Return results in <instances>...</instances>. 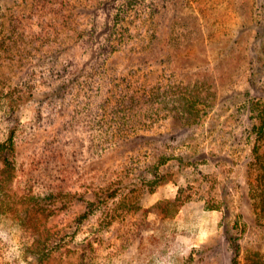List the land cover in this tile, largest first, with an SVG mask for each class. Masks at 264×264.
Returning a JSON list of instances; mask_svg holds the SVG:
<instances>
[{"label":"rangeland","instance_id":"1","mask_svg":"<svg viewBox=\"0 0 264 264\" xmlns=\"http://www.w3.org/2000/svg\"><path fill=\"white\" fill-rule=\"evenodd\" d=\"M43 1L0 0V23L13 40L0 58V90L25 88L29 78L34 89L21 110L18 162L23 169L50 157L52 172L67 178L56 231L97 205L82 232L72 224L71 252L50 264H77L86 238L97 241L86 264H231L232 241L243 264L258 262L264 219L251 195L258 174L252 104L264 103V0H159L157 15L143 22L150 3L134 11L135 29L120 53L100 72L87 71L77 95L100 85L116 97L133 89L169 97L157 103L155 95L147 123L136 116L118 135L125 140L91 160L86 128L73 122L90 120L85 110L75 116L78 108L50 93L86 64L81 35L96 25L106 0ZM130 43L141 50L131 53ZM115 196L135 213L115 205L102 213Z\"/></svg>","mask_w":264,"mask_h":264},{"label":"trees","instance_id":"2","mask_svg":"<svg viewBox=\"0 0 264 264\" xmlns=\"http://www.w3.org/2000/svg\"><path fill=\"white\" fill-rule=\"evenodd\" d=\"M45 1H43V5ZM66 1L62 0V4L65 5ZM158 1L106 0L104 11L96 12V25L84 30L81 35L87 37L84 42L79 44L88 52L86 64L75 65L77 68L75 72H70L64 77L63 82L61 81L57 88L50 93L53 99H60L67 106L78 108L79 111H75V116L84 112L83 110L87 113L85 115L90 120L76 121L73 119V122H76L75 125L80 129L86 128L84 134L87 142V159L97 158L109 147L118 145L116 143L119 139L125 140L126 138L118 135L128 133L130 125L133 126L136 123L134 122L136 116L137 118L143 116L144 123H147L151 107L156 105L154 104L155 95L157 103L163 102L169 97L166 92L155 93L139 89L122 92L119 97H116L114 94L101 93L103 86L100 85L96 92L87 97L85 94L78 97L76 89L80 79L85 76L87 71L90 70L93 73L96 72V69L100 72L110 59L120 53L121 45L126 41L127 32L132 33L134 11H138V8L143 11L142 7H148L147 5L150 3L151 9L144 10L147 13L140 21L150 18L153 14L156 16ZM5 33V29L0 23V58L8 48H12L13 40L8 38ZM127 47L133 54L141 50L135 43H130ZM31 81L29 78L25 88H20L17 85L10 90H0V264H50L60 255L71 252L68 247L72 239L76 237V232L83 231V224L90 217L91 212L96 213L92 211V207L97 205L92 202L89 205L92 206L90 210L87 208V211L75 221L69 220L67 224L65 223L61 229L56 231L52 219L58 211H63V207H66L58 198L64 196V192H60L62 189L60 183H64L67 178L58 172H52V158L50 157H46L44 160H33L23 169L18 162L19 134L24 126L21 110L25 103L34 96ZM254 83L256 82L254 81ZM72 99H77L75 105L72 103ZM180 102L182 103L181 98ZM189 105L195 107V101H191ZM252 105L253 108L256 107L254 112L257 115L254 124L257 133L254 164L257 165L255 170L258 174L255 182L251 184V195L257 202L260 218L264 219V151L262 152L264 148V103H261L258 98H254ZM70 117L73 118V115ZM99 136L100 139L102 138L101 140L98 139ZM161 159L165 164L166 158L162 157ZM76 160L67 159V162H76ZM22 173L24 178L20 179ZM66 197L65 194L64 198ZM117 197H112V204H106L104 207L98 202L99 208L97 209L105 208L101 210L102 213H105L106 210H114L112 207L115 205L116 208H123L127 214L135 213L136 209L133 204L126 203V201L119 202ZM105 201L108 203V199ZM76 221L80 223V228L76 232H71L72 224ZM95 242L97 241L86 238L78 243L77 249L80 252L76 253L78 250H75V253L78 254L77 264H86V254L94 250ZM231 246L233 250L231 264H243L240 260V245L232 241ZM258 254V262L254 261L248 264H264V256Z\"/></svg>","mask_w":264,"mask_h":264}]
</instances>
